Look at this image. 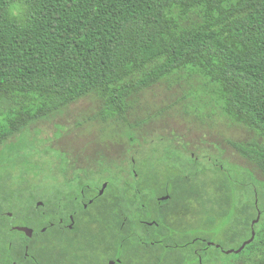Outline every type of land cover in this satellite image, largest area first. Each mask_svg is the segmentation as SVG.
Returning <instances> with one entry per match:
<instances>
[{
  "label": "trees",
  "instance_id": "obj_1",
  "mask_svg": "<svg viewBox=\"0 0 264 264\" xmlns=\"http://www.w3.org/2000/svg\"><path fill=\"white\" fill-rule=\"evenodd\" d=\"M195 10L201 19L183 25ZM182 70L215 84L225 114L264 136V0H0V205L18 198L1 192L28 189L26 176L42 171L24 152L37 147L32 124L90 94L105 119H126L131 96ZM231 144L264 174V144ZM255 182L256 210L237 244L208 246L234 258L209 252L208 263L264 264V184Z\"/></svg>",
  "mask_w": 264,
  "mask_h": 264
},
{
  "label": "flooded vegetation",
  "instance_id": "obj_2",
  "mask_svg": "<svg viewBox=\"0 0 264 264\" xmlns=\"http://www.w3.org/2000/svg\"><path fill=\"white\" fill-rule=\"evenodd\" d=\"M175 133L165 168L142 136L140 157H66L27 175L28 189L1 192L18 198L0 205V264H208V246L234 242L255 213V173L224 170L219 154L197 155Z\"/></svg>",
  "mask_w": 264,
  "mask_h": 264
},
{
  "label": "rangeland",
  "instance_id": "obj_3",
  "mask_svg": "<svg viewBox=\"0 0 264 264\" xmlns=\"http://www.w3.org/2000/svg\"><path fill=\"white\" fill-rule=\"evenodd\" d=\"M200 19V11L195 10L184 17L182 23L188 25ZM215 87V84L207 83V80L198 74L190 75L186 70L176 72L131 96L126 119H105L103 100L97 94H90L62 111L32 124L29 128L30 137L37 141V147L32 146L24 152L34 162H38L41 168L51 162L61 161V164L66 157L80 163L85 159L100 157H132L135 153V156L140 157L135 151L137 146L134 143L139 141L137 138L144 136L145 141L156 143L158 147V152L154 154L152 145L149 144L146 149L150 153L149 156L160 159L162 165L165 162V166L161 165L165 168L172 161L168 159L171 158L169 151L172 148L169 142L167 143L166 136L172 137L176 132L179 138L175 141L189 142L190 151L200 156L219 154L218 166L222 164L225 169H230L228 164L251 168L256 179L264 184L262 171L231 144V141H256L264 144V136L229 118L222 108V101L214 92ZM125 134L134 135V142ZM12 140H16V137ZM0 151H5V147L1 146ZM2 157L10 158V154ZM2 166L1 163L0 175L5 172L2 171ZM11 172L18 174L19 169H13ZM42 173L41 171L38 175ZM229 216L225 217L220 225H226ZM235 244L237 243H226L229 246ZM209 252L218 258L219 262L234 258V255L215 248Z\"/></svg>",
  "mask_w": 264,
  "mask_h": 264
},
{
  "label": "clouds",
  "instance_id": "obj_4",
  "mask_svg": "<svg viewBox=\"0 0 264 264\" xmlns=\"http://www.w3.org/2000/svg\"><path fill=\"white\" fill-rule=\"evenodd\" d=\"M20 11H21V9H20L19 5L13 4L9 8V16L12 18H17L20 15Z\"/></svg>",
  "mask_w": 264,
  "mask_h": 264
},
{
  "label": "water",
  "instance_id": "obj_5",
  "mask_svg": "<svg viewBox=\"0 0 264 264\" xmlns=\"http://www.w3.org/2000/svg\"><path fill=\"white\" fill-rule=\"evenodd\" d=\"M20 229H22V230H28V231H30L31 229L29 228V227H21ZM30 233V232H29ZM254 237H255V230L252 232V237L250 238V239H248L243 245H242V247L240 248V249H238L237 250V252H239V251H241L242 249H243V247L247 244V243H250L253 239H254ZM233 250H229V251H227V252H232Z\"/></svg>",
  "mask_w": 264,
  "mask_h": 264
}]
</instances>
